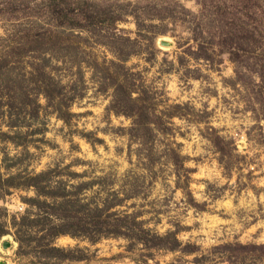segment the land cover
I'll list each match as a JSON object with an SVG mask.
<instances>
[{
	"label": "rangeland",
	"instance_id": "1",
	"mask_svg": "<svg viewBox=\"0 0 264 264\" xmlns=\"http://www.w3.org/2000/svg\"><path fill=\"white\" fill-rule=\"evenodd\" d=\"M0 264H264V0H0Z\"/></svg>",
	"mask_w": 264,
	"mask_h": 264
},
{
	"label": "trees",
	"instance_id": "2",
	"mask_svg": "<svg viewBox=\"0 0 264 264\" xmlns=\"http://www.w3.org/2000/svg\"><path fill=\"white\" fill-rule=\"evenodd\" d=\"M69 11V12H68ZM68 13H69V17H68V13L67 12H64V9L60 10L59 12H56V15H58V23L62 25H65L66 23L70 26V27H74V22H75V18H74V15L72 14L73 12H77L79 11L78 8H76L75 10H70L68 9ZM70 14L72 16H70ZM114 19L110 20V22H112ZM116 20V19H115ZM115 22V21H114ZM113 22V23H114ZM76 23V22H75ZM47 93V91H46ZM48 94V93H47ZM51 98H55V95H57V92L56 94H48ZM58 96V95H57ZM60 111V110H59ZM60 113V112H59ZM62 114V113H61ZM109 217H105V219L103 220V222H106L108 221Z\"/></svg>",
	"mask_w": 264,
	"mask_h": 264
},
{
	"label": "bare ground",
	"instance_id": "3",
	"mask_svg": "<svg viewBox=\"0 0 264 264\" xmlns=\"http://www.w3.org/2000/svg\"><path fill=\"white\" fill-rule=\"evenodd\" d=\"M162 44H165V43H162ZM166 45V44H165Z\"/></svg>",
	"mask_w": 264,
	"mask_h": 264
},
{
	"label": "water",
	"instance_id": "4",
	"mask_svg": "<svg viewBox=\"0 0 264 264\" xmlns=\"http://www.w3.org/2000/svg\"><path fill=\"white\" fill-rule=\"evenodd\" d=\"M163 45H165V44H163Z\"/></svg>",
	"mask_w": 264,
	"mask_h": 264
}]
</instances>
